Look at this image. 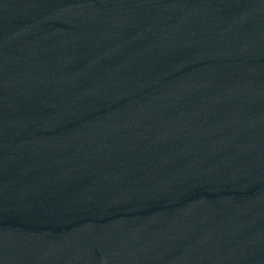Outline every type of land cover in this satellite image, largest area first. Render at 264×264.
I'll return each mask as SVG.
<instances>
[{"label":"water","instance_id":"water-1","mask_svg":"<svg viewBox=\"0 0 264 264\" xmlns=\"http://www.w3.org/2000/svg\"><path fill=\"white\" fill-rule=\"evenodd\" d=\"M53 0H0V92Z\"/></svg>","mask_w":264,"mask_h":264}]
</instances>
